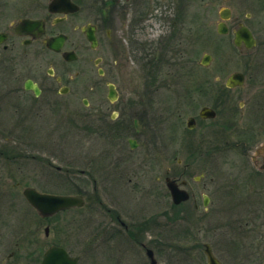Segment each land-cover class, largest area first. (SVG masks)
I'll return each mask as SVG.
<instances>
[{"label": "rangeland", "instance_id": "rangeland-1", "mask_svg": "<svg viewBox=\"0 0 264 264\" xmlns=\"http://www.w3.org/2000/svg\"><path fill=\"white\" fill-rule=\"evenodd\" d=\"M158 1L163 15L159 20L153 18L147 22L150 26L146 35L147 48L160 35L164 36L174 12L178 11L173 9L176 1L181 3L180 20H190L188 27L191 26L194 35L183 40L173 38L162 46L158 61L155 52L147 53L145 70H139L135 65L134 73L129 68L120 76L121 80L118 78L122 85L121 97L143 98V104L149 110L146 121L143 120L142 145H149L150 151L142 146L131 153L138 161L136 163L141 162L140 166L129 167L130 177L138 181L126 184L122 198H119L122 195L120 185L99 182L95 191L88 161L98 148H102V143H87L85 138L77 143L79 134L76 133L73 111L68 113L66 110L61 119V179L49 170V179L43 184L39 182L40 187L50 193L76 194L81 190L85 194V204L71 211L80 214L79 264H112L108 260L104 232L109 217L106 208L113 193L119 194L116 197L119 205L128 207L130 215L134 216L129 217L130 222L135 225L142 223L144 218L145 237L150 238L148 226L154 216L161 222L155 229L160 233L158 264H207L205 243L211 244L224 264H264V169L251 160L254 148L264 143V24L258 21L264 17V12H258V18L251 20L257 31L258 45L250 53L240 55L233 43V29L225 36L217 33L221 0ZM165 9H170L171 13H164ZM248 9L252 6L239 7L234 15L246 20ZM205 53L214 56L207 68L200 64ZM234 71L245 72L246 83L228 88L226 79ZM88 75L91 76L89 81L98 77ZM104 81L106 78L97 89H81L79 95L64 96L65 103L71 110L76 107L85 113L83 99L107 98L108 87ZM205 105L217 111L216 118H198ZM255 109L258 115L252 119ZM242 111L247 115L240 118ZM190 116L197 117L193 129L187 127ZM248 124L252 127H247ZM19 126L25 127L21 123ZM155 142L159 143L160 154L155 152ZM82 146L85 148L81 149ZM246 148H249L247 155L238 152ZM13 154L20 157L13 164L18 168L17 177L23 180L21 191L17 192L20 195L17 210L27 212L22 191L30 184L25 156L31 154L24 141L4 155ZM143 157L151 158L148 164H144ZM176 159L182 163L173 173L179 176L188 164L187 174L181 179H186L189 186L185 187L194 192L187 202L179 205L172 203L164 181L167 167ZM2 161L7 160L3 158ZM21 165L23 169H20ZM83 169L86 174L80 173ZM33 177L36 179L35 173ZM95 192L102 203L93 201ZM204 195L209 196L207 206H204ZM93 227L98 228V240ZM42 236L43 232L39 237Z\"/></svg>", "mask_w": 264, "mask_h": 264}, {"label": "flooded vegetation", "instance_id": "flooded-vegetation-1", "mask_svg": "<svg viewBox=\"0 0 264 264\" xmlns=\"http://www.w3.org/2000/svg\"><path fill=\"white\" fill-rule=\"evenodd\" d=\"M221 3L217 28L224 24L228 34L233 29L235 37L237 30L246 27L252 32L257 46L259 39L251 20L258 18V12H264V0H221ZM175 4L173 9L178 11L174 12L164 36L160 35L147 48L146 35L150 29L147 22L153 18L159 20L163 15L158 0H0V264H42L46 253L55 247L64 250L70 260L76 261L75 264L81 261L80 214L71 212L80 207L42 216L24 194L27 187L50 193L39 184L49 179V170L61 179V119L66 110L68 113L73 111L76 133L81 136L76 138L77 143H81L82 138L87 143H102V148H98L88 161L95 191L99 182L120 185L122 195L119 198H122L126 184L138 181L130 177L129 167L133 164L140 166L141 162L136 163L138 161L131 153L144 146L143 120L146 121L149 110H146L143 98L121 97L120 76L129 68L134 73L135 65L137 69L145 70L147 53L155 52L158 61L162 46L173 38L193 37V30L188 27L190 20H180L181 3L176 1ZM245 5L252 6L245 14L246 20L234 15ZM169 12L170 9L164 10V13ZM258 21L264 24V17ZM236 49L244 55L254 48L248 49L241 42ZM89 73L98 75L95 81H89ZM104 78L108 90L110 84L115 87L117 98L83 99L85 113L67 106L64 96L79 95L81 89H97ZM255 111L252 119L258 115L257 109ZM246 115V111H242L240 118ZM198 118L206 119L199 115ZM19 123L25 126L24 129ZM247 127L252 126L248 124ZM20 139L31 154L25 156L30 184L22 191L27 212L17 210L20 196L17 192L21 191L23 180L17 177L18 168L14 164L20 157L4 155L23 143ZM155 144V152L160 154L159 143ZM144 147L150 151L149 145ZM34 152L42 155L37 157ZM238 152L247 155L249 148ZM3 158L7 161L3 162ZM143 159L144 164L151 160L150 157ZM251 160L264 169V143L254 148ZM181 163L182 160L177 159L171 162L164 181L170 178L189 186L186 179H181L187 174L188 164L179 176L173 173ZM20 169H23L22 165ZM80 173L86 174L84 169ZM133 175L136 176V172ZM78 191L76 194L85 197L81 190ZM189 192L191 196L194 194ZM117 195L113 193V198L109 197L106 208L109 217L104 233L109 262L152 264L149 249L158 261L160 233L155 229L161 222L154 216L148 226L150 238L145 237L144 218L143 224L130 222L129 217L134 216L130 215L128 207L119 205ZM93 201L102 203L97 192L93 194ZM59 213L61 218H58ZM93 229L98 240V228ZM41 232L43 236L39 237Z\"/></svg>", "mask_w": 264, "mask_h": 264}, {"label": "water", "instance_id": "water-1", "mask_svg": "<svg viewBox=\"0 0 264 264\" xmlns=\"http://www.w3.org/2000/svg\"><path fill=\"white\" fill-rule=\"evenodd\" d=\"M219 32L224 33L227 31V28L224 24L219 25ZM245 41L248 48L254 46V38L251 32L243 27L236 32L235 43L241 45V42ZM211 61V55L206 54L203 57L202 63L207 65ZM245 82V75L241 72H235L227 79L228 87H237L242 86ZM108 97L114 99L117 97L115 92V87L109 85ZM201 116L204 118H214L216 116V111L210 107H204L201 110ZM189 127L195 126V119L190 118L188 121ZM134 146V145H133ZM167 186L171 191L172 199L175 204H180L190 198V193L179 187L176 180L167 178ZM25 195L28 201L34 206V208L42 216H50L57 213L60 210L82 206L84 204V198L82 196H72V195H53V194H42L37 192L33 188H28L25 190ZM204 204H208V197L205 198ZM205 253L208 258V264H222L219 259L213 254L212 248L209 244H206ZM148 255L151 258L152 264H157L156 259L153 256V251L148 250ZM43 264H75V260L68 259L66 253L61 248H54L50 250Z\"/></svg>", "mask_w": 264, "mask_h": 264}]
</instances>
